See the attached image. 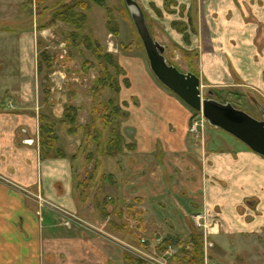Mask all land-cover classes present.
Here are the masks:
<instances>
[{
	"label": "crops",
	"instance_id": "crops-1",
	"mask_svg": "<svg viewBox=\"0 0 264 264\" xmlns=\"http://www.w3.org/2000/svg\"><path fill=\"white\" fill-rule=\"evenodd\" d=\"M35 1L0 0V264H142L131 258L136 253L125 241L131 235L100 215L108 204L78 200L75 159L41 155L47 95L42 31L30 10ZM136 1L151 14L170 12L167 0ZM179 2L188 26L179 30L177 19L167 20L186 51L189 68L182 71L213 87L246 85L264 93V0ZM131 90L123 127L132 144L113 156L99 154L96 162L98 187L111 188L117 198L109 215L134 203L143 224L131 228L156 229L166 239L199 234L193 218L201 216L209 226L204 232L224 246L226 264L264 255V157L216 127L192 135L191 107L153 79ZM55 104L49 113L57 118ZM153 234L146 237L151 246ZM204 252L207 257V247Z\"/></svg>",
	"mask_w": 264,
	"mask_h": 264
},
{
	"label": "rangeland",
	"instance_id": "rangeland-1",
	"mask_svg": "<svg viewBox=\"0 0 264 264\" xmlns=\"http://www.w3.org/2000/svg\"><path fill=\"white\" fill-rule=\"evenodd\" d=\"M166 2L170 10L168 15H161L156 8L151 14L150 9L143 5L146 23L151 34L154 35L153 38L167 46L166 57L169 62L180 70H188L186 51L177 46L167 20L177 19L174 27L182 30L188 26L184 25L180 19L184 15L186 18L184 14L186 11L179 0ZM10 7H15V4L11 3ZM30 10L32 13L35 12L38 28L42 31L40 34L41 82L47 95V98L42 95V100L47 111L42 114L40 138L48 135L42 127L51 120L53 129V133H49L51 139L54 140L55 135L56 146L60 147L66 156L69 155L75 159L78 200L91 203V199L93 203H107L108 208L105 212L100 209L102 211L100 215H106V219L110 216L114 219L108 220L111 225L122 228L124 232L131 235V239L125 240L129 242L130 250L140 249L162 253L164 247L171 242L173 247L176 245L177 253L172 259L176 262L175 264H199L201 256L197 246L200 244L195 245L190 236H172L167 237L169 240H166L167 235H162L159 230L149 228L150 233H144L146 229L137 231L135 227L131 228V224L140 226L143 224L140 222V209L136 204L126 203V207L118 210L119 213L111 210L112 213L109 215L107 211H110L111 203H116L117 198L111 188L98 187L96 162L99 154L105 153L104 150L107 151L111 140V126L114 125L120 131L123 142L117 150L112 147L108 151L109 154L105 153L106 156H113L116 151L121 152L132 144L127 142V132L123 127L129 117L131 88L138 87V84L141 85L146 80L150 81V78L156 86L165 87L151 70L144 45L125 0H37L30 6ZM75 14L78 17H74ZM81 15L86 16L84 21L81 20ZM85 35L100 43L106 52L113 55L122 69V74L117 77L120 86L118 94H115L109 86L103 90L97 86L101 78L104 84L111 85V82L94 50L90 49L88 43L84 41ZM186 35L188 36V33ZM109 69L113 70L111 66ZM201 86L204 98L211 97L209 91L213 89L216 92L213 95L215 99L231 102L251 116L263 119L258 106L264 109V93L246 85L213 87L203 80H201ZM55 93L56 100H53L51 98L55 96ZM113 99L116 100V105L110 104ZM53 103H56L55 106L59 110L57 118L49 113ZM116 107L122 110L121 117L116 114ZM199 115L202 116L201 113L193 110V117ZM204 124L205 132L208 128L214 127L206 119ZM41 131H44V134ZM219 132L229 139L236 140L234 136L222 129H219ZM86 157L89 163L87 162L88 165L84 169ZM108 178L110 180L112 177ZM90 227L101 228L96 224H90ZM198 228L197 232L203 236L204 249L207 247L208 250L204 260L207 258L208 264H226L228 256L224 246L211 239L212 234L204 232V228ZM150 234L156 237L152 246L149 240H146ZM205 235H208V239ZM147 242L149 244H146ZM259 247L264 248V244ZM131 256L138 262L142 261L135 255ZM239 260V264H264V255L240 257ZM142 264L145 262L143 261Z\"/></svg>",
	"mask_w": 264,
	"mask_h": 264
},
{
	"label": "water",
	"instance_id": "water-1",
	"mask_svg": "<svg viewBox=\"0 0 264 264\" xmlns=\"http://www.w3.org/2000/svg\"><path fill=\"white\" fill-rule=\"evenodd\" d=\"M132 19L144 45L151 70L158 80L197 113H201L210 125L222 129L244 143L255 153L264 157V111L263 119H257L231 102L213 97L204 98L201 78L193 72H184L170 63L165 47L156 41L146 23L145 13L136 0H125ZM213 97V98H212Z\"/></svg>",
	"mask_w": 264,
	"mask_h": 264
},
{
	"label": "trees",
	"instance_id": "trees-1",
	"mask_svg": "<svg viewBox=\"0 0 264 264\" xmlns=\"http://www.w3.org/2000/svg\"><path fill=\"white\" fill-rule=\"evenodd\" d=\"M71 9V7H69ZM74 17H78V15H74ZM86 16L85 15H81V20H85ZM80 28V27H79ZM84 41L88 43L89 48L94 50L95 55L97 56V59L100 61L103 69H105L106 71V75L109 78V81L111 82V85H107V83H102V78L98 81V85L100 88L105 89L109 86V88H111L113 90V92L115 94H118L119 90H120V86L118 84V75L122 74V69L120 68L119 64L117 63V61L115 60V58L113 57V55H111L110 53L106 52L102 46L100 45V43H98L97 41L93 40L90 36L85 35L84 37ZM112 67L113 70L111 71L109 69V67ZM110 104L112 105H116V100L113 99ZM116 114L121 117L122 115V110L119 107H116L115 109ZM41 121L43 122V117H41ZM51 120L47 121V123L42 127V130H46L48 135L45 137L40 138V142H41V155L43 158L47 159V158H58V157H65V153L62 151V149L58 146H56L55 140L56 137L54 135V140L51 139L49 133H53V129L51 127ZM44 134V131H41ZM110 143L108 145L107 151L104 150V152L107 154H109L108 151H110L112 149V147L114 149H119L118 146H120L123 142V136L120 133V131L113 125L110 128ZM115 150V151H116ZM120 152L116 151L115 154H118ZM105 153H101V154H105ZM106 155V154H105ZM190 238L193 240V242L195 243V245L197 243H199L200 245L197 246L199 248V255L201 256V261L199 262V264H203L204 263V257H205V252H204V241H203V236L200 234H195L193 233ZM169 240V239H166ZM174 245L169 242V245L165 246L163 249V252L165 250H167L169 247H173ZM176 247V245H175Z\"/></svg>",
	"mask_w": 264,
	"mask_h": 264
},
{
	"label": "built area",
	"instance_id": "built-area-1",
	"mask_svg": "<svg viewBox=\"0 0 264 264\" xmlns=\"http://www.w3.org/2000/svg\"><path fill=\"white\" fill-rule=\"evenodd\" d=\"M204 123L205 119L203 115L193 117L190 122L189 132L192 135L201 134V132H203L204 130ZM36 198L42 207L48 205L47 200L42 195H38L36 196ZM194 221L198 227L204 228V231H207L209 229V226L205 222L206 218H204V222H202L201 216H195ZM134 252L140 260L144 261L147 264H171V259L174 258L177 253L175 247H169L162 253H159L157 251L151 252L149 250L143 251L140 249H135Z\"/></svg>",
	"mask_w": 264,
	"mask_h": 264
}]
</instances>
